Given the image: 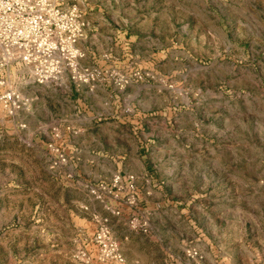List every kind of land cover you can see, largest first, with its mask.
Returning a JSON list of instances; mask_svg holds the SVG:
<instances>
[{
    "label": "rangeland",
    "instance_id": "obj_1",
    "mask_svg": "<svg viewBox=\"0 0 264 264\" xmlns=\"http://www.w3.org/2000/svg\"><path fill=\"white\" fill-rule=\"evenodd\" d=\"M78 11V65L98 81L29 89L19 75L11 84L22 95L46 90L65 113L49 99L44 110L38 98L37 111L19 121L0 109V264H115L93 242L97 217L109 221L125 264L261 263L264 0H80ZM94 93L102 107L81 122ZM27 131L32 151L18 152ZM79 143L98 153H82ZM122 152L130 168L77 166L78 157ZM164 152L175 157V199L155 194L161 205L146 210L137 186L120 201L88 195V185L143 173L138 154ZM59 153L66 163L54 165ZM160 211L174 220L163 230ZM132 216L147 233L129 228Z\"/></svg>",
    "mask_w": 264,
    "mask_h": 264
},
{
    "label": "built area",
    "instance_id": "obj_2",
    "mask_svg": "<svg viewBox=\"0 0 264 264\" xmlns=\"http://www.w3.org/2000/svg\"><path fill=\"white\" fill-rule=\"evenodd\" d=\"M80 0H0V109L8 116L24 111L30 100L22 95L12 82L22 75L31 84L46 88H61L65 83L94 85L99 73L81 68L82 57L76 45L83 34L84 23L78 11ZM66 163L59 153L57 163ZM96 201L109 198L120 201L124 192L133 195L136 190L134 175L113 176L108 182L86 187ZM127 198L129 206L134 199ZM115 216L118 212L111 211ZM94 244L101 258L115 264H125L117 241L113 238L109 221L96 218ZM131 230L147 233L148 225L132 216ZM194 262L200 260L195 252H187ZM264 264V259L261 263Z\"/></svg>",
    "mask_w": 264,
    "mask_h": 264
},
{
    "label": "crops",
    "instance_id": "obj_3",
    "mask_svg": "<svg viewBox=\"0 0 264 264\" xmlns=\"http://www.w3.org/2000/svg\"><path fill=\"white\" fill-rule=\"evenodd\" d=\"M26 86L29 89H34L38 88L40 89L41 86L35 85L28 83ZM46 88V87H43ZM48 89V88H47ZM61 92V91H60ZM51 94L50 92L47 93L46 90H43L42 94H32L29 97L30 104L28 108L24 111H21L14 116H8L6 117L8 119H12L13 121H19L17 118L19 115H32L37 111L36 103H37V98L44 107V110H47V101H52L53 103L50 104L49 106H52L56 108V105L58 106L57 112H59L61 115L65 113L64 108L62 107V104L60 101L54 100V96L49 95ZM26 96V95H25ZM27 97V96H26ZM49 99V100H48ZM88 100V108L87 112L82 115L81 117V122H91L92 120L95 119L97 115V109L99 107H102V100H99L98 93H94L93 95H90L89 97L86 98ZM51 103V102H50ZM104 111V110H102ZM105 115H109V113H105ZM22 130V129H21ZM18 132V131H17ZM24 132V131H23ZM22 133V132H21ZM24 134V137L26 141H18L19 146H17L18 152H27L29 153L30 150L32 151V136L31 134L27 131ZM21 138V136H18ZM90 138H93V135L91 134ZM110 142V141H109ZM114 144V143H113ZM83 145V148L81 150L82 153H87V154H97L98 150H94V146H86L84 143H79L77 145V148ZM126 152H122L121 156H117L116 158H111L109 160H103L101 161L99 158H96L94 156H88L86 158H82L81 160L78 158L77 159V166L79 168L83 169H92V170H104V169H112V170H121V169H127L130 168L131 166L127 165L129 162V156L125 154ZM138 158L137 163L140 165V170L143 171V173H140L138 176H136V186L138 187V192L140 196V201L143 203L145 206L146 210L148 208H152L154 206H157V208L161 204L156 203V195L162 196L165 194H170L169 198L175 199V180H174V171H175V157H171V153L164 152L163 156L161 158L156 157L153 159H146L145 157H142L141 154H138L136 156ZM126 158V159H124ZM152 170H163L165 173L161 175L157 174H152L150 171ZM156 179V180H155ZM156 194V195H155ZM172 204V203H171ZM155 219L157 220L158 225L160 226L159 230H163L166 228L168 223L174 221L167 216V213L165 211H160L159 213H156ZM174 219V217H172ZM163 232V231H161ZM175 232V229H167L166 236L169 234H173Z\"/></svg>",
    "mask_w": 264,
    "mask_h": 264
}]
</instances>
